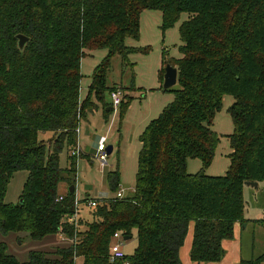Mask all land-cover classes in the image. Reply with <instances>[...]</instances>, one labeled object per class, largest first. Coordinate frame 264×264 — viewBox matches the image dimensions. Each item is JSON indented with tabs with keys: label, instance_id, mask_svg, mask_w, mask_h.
I'll return each mask as SVG.
<instances>
[{
	"label": "trees",
	"instance_id": "1",
	"mask_svg": "<svg viewBox=\"0 0 264 264\" xmlns=\"http://www.w3.org/2000/svg\"><path fill=\"white\" fill-rule=\"evenodd\" d=\"M145 10L162 12L163 31L188 14L179 29L181 56L163 58L178 68L180 88H163L174 99L140 135L134 191L95 207L84 198L92 213L87 218L80 211L76 227L69 222L76 190L61 193L62 171L75 176L66 179L76 186L83 153L72 151L81 121L99 104L106 118L114 109L106 100L120 87L108 84L112 58L119 54L125 64L130 54L150 51L126 44L141 36ZM18 34L30 38L24 49ZM99 49L108 54L82 99V59ZM226 95L234 99L230 163L224 175L214 176L206 171L221 135L212 126ZM132 100H122L121 118ZM42 131L52 135L40 139ZM65 147L68 166L61 168ZM190 158L201 160L199 172L188 171ZM19 170L28 171L23 202L8 203V185ZM120 178L119 170L108 173L113 192L121 189ZM247 181H264V0H0V231L27 232L35 240L76 238L32 250L26 261L0 242V264H183L179 251L191 221V259L221 262L223 240L234 237L235 223H246ZM116 232L135 233L138 244L134 253L111 261ZM263 262L264 251L239 264Z\"/></svg>",
	"mask_w": 264,
	"mask_h": 264
},
{
	"label": "rangeland",
	"instance_id": "2",
	"mask_svg": "<svg viewBox=\"0 0 264 264\" xmlns=\"http://www.w3.org/2000/svg\"><path fill=\"white\" fill-rule=\"evenodd\" d=\"M188 18L187 13H182L178 22L171 28L163 31L162 12L159 10H145L141 15V36L138 39L127 38L126 44L131 47H149L148 53L134 52L130 54V63H123L122 57L116 54L112 58V66L108 73L109 86L118 85L123 91V99L132 97L133 100L123 118L120 116V106L106 118L102 105L94 112H89L82 122V134L80 133V144L83 155L78 158L76 173V196L78 199H95L97 201L116 195L110 189L108 173L119 170L121 173L120 188L125 189V194L134 191L136 172L138 167V154L141 148L140 135L151 120L157 118L161 111L174 99L172 91H164L158 87V68L165 67L164 56L170 59L180 57L179 46L182 44L180 38V25ZM108 54L107 49L89 51L82 59L81 72V97H85L92 75L97 65L102 62ZM164 83V82H163ZM174 89L180 88L176 83ZM122 99V100H123ZM106 100L111 102L110 92L106 93ZM234 99L226 95L223 108L217 112L213 129L221 135V141L217 147L216 156L209 170V175H224L229 167L228 154L231 152L228 135L233 132V120L228 113V108ZM51 132H40V139L47 140ZM101 137H106V145H113L115 150L108 155L107 163L102 164L98 159V145ZM81 153V152H79ZM78 153V154H79ZM69 149L65 147L60 154V166H68ZM77 154V153H76ZM77 154V155H78ZM188 171L196 172L201 168V160L190 158ZM62 176L75 178L62 171ZM28 178L27 170L15 172L10 179L5 201L17 204L21 201L20 195L25 181ZM63 178L60 182V191L69 189V181ZM245 204L250 214L255 216L257 222L264 218V181L259 187L247 186L245 190ZM81 214L88 218L90 209L83 201L80 205ZM32 239L27 232H10L5 234L0 231V242H6L8 251L19 260L29 259L32 250H48V239ZM56 238V237H55ZM138 244L137 236L134 235L123 241V249L127 254L134 253ZM77 264H81L78 261Z\"/></svg>",
	"mask_w": 264,
	"mask_h": 264
},
{
	"label": "crops",
	"instance_id": "3",
	"mask_svg": "<svg viewBox=\"0 0 264 264\" xmlns=\"http://www.w3.org/2000/svg\"><path fill=\"white\" fill-rule=\"evenodd\" d=\"M162 69L163 67L161 66L160 68H158V71H157V78H158L157 86L160 87L159 89H163L164 78L162 79L161 77ZM85 97H82V99ZM110 109H111V106L107 108V110H110ZM82 131L83 130H82V122H81L80 128H79V138H78V146L80 148L81 153H83L82 152L83 148H82V145L80 144V133L82 134ZM114 150H115V147L113 146L112 152ZM187 168H189V161H188ZM201 168H202V162H201ZM209 168L207 169V171L209 170ZM200 170H196V172H199ZM246 187H245V190H246ZM64 192L65 191H61V193H64ZM263 214L264 213L261 212V215ZM194 225H195L194 221H191L189 223L188 233L185 238V242L179 251L180 258L183 264H239L242 258L249 259L264 251V222H257L255 220V216L251 215L247 208H246V223H241V222L235 223L234 237L232 239L223 240L222 245H223V248L225 249V255L223 259L221 260V262H218V263L217 262H195L191 259L190 250H191L192 243H193ZM48 240H49L48 245L50 246L48 250H50L52 247L56 245H60V244L66 245L70 242L72 243L70 238L62 237V236H56V238L53 237ZM262 264H264V262Z\"/></svg>",
	"mask_w": 264,
	"mask_h": 264
},
{
	"label": "built area",
	"instance_id": "4",
	"mask_svg": "<svg viewBox=\"0 0 264 264\" xmlns=\"http://www.w3.org/2000/svg\"><path fill=\"white\" fill-rule=\"evenodd\" d=\"M111 96V102L114 108L119 107L122 103L123 99V91L120 88H117L113 90L110 93ZM79 132V129H78ZM106 137H101L99 145H98V155L97 159L102 163L105 164L107 163L108 160V152H107V145H106ZM80 148L77 146V148L73 149L72 153H79ZM116 196L118 198H124L126 197L125 194V189H120L117 193ZM64 198V195H61L59 197V200H62ZM98 201L95 199H89L87 202L88 207H95L97 205ZM80 205H81V200L77 198L75 199V212L72 216L69 217V222L75 224V226H78L79 223V216H80ZM66 237V236H62ZM68 238V237H67ZM72 243L76 242V238L70 239ZM123 235L121 232H116L113 237V242L110 246V259L111 261H116L119 259H124L127 256V253L123 249Z\"/></svg>",
	"mask_w": 264,
	"mask_h": 264
},
{
	"label": "water",
	"instance_id": "5",
	"mask_svg": "<svg viewBox=\"0 0 264 264\" xmlns=\"http://www.w3.org/2000/svg\"><path fill=\"white\" fill-rule=\"evenodd\" d=\"M18 44L20 49H24L25 45L29 41V37L24 35V34H18ZM178 82V68L173 66L172 64L168 63L165 68V74H164V83H163V88L164 89H170L172 88L176 83ZM113 150L112 145H108L107 147V152L108 154H111ZM246 185L248 186H253V187H259V182L258 181H247ZM76 190V186L74 184L70 185L69 191L70 193H74ZM21 203L23 202V199L20 201ZM131 236H124V240L130 239Z\"/></svg>",
	"mask_w": 264,
	"mask_h": 264
}]
</instances>
